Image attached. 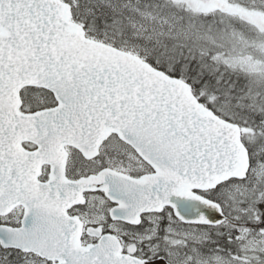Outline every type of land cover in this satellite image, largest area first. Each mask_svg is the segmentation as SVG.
I'll return each mask as SVG.
<instances>
[{
  "label": "snow or ice",
  "instance_id": "obj_1",
  "mask_svg": "<svg viewBox=\"0 0 264 264\" xmlns=\"http://www.w3.org/2000/svg\"><path fill=\"white\" fill-rule=\"evenodd\" d=\"M0 264H264V0H0Z\"/></svg>",
  "mask_w": 264,
  "mask_h": 264
}]
</instances>
